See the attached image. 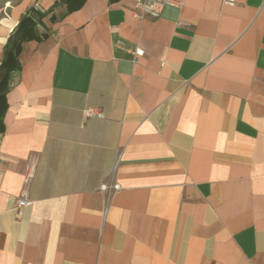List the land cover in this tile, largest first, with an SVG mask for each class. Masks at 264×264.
<instances>
[{"label":"crops","instance_id":"obj_1","mask_svg":"<svg viewBox=\"0 0 264 264\" xmlns=\"http://www.w3.org/2000/svg\"><path fill=\"white\" fill-rule=\"evenodd\" d=\"M175 1L0 0V264H264V0Z\"/></svg>","mask_w":264,"mask_h":264},{"label":"built area","instance_id":"obj_2","mask_svg":"<svg viewBox=\"0 0 264 264\" xmlns=\"http://www.w3.org/2000/svg\"><path fill=\"white\" fill-rule=\"evenodd\" d=\"M133 4V15L138 21H142L145 18L155 19L159 17V13L157 11L158 8L161 7H175L179 9L182 7V3L175 0H131ZM225 5H234L235 0H222ZM9 3L5 4L7 8ZM34 11L43 14L44 10L36 4L34 6ZM130 53L133 55V63H137L138 60L144 55V51L138 47H135ZM84 119H103L105 114L104 110L100 107H93L85 109L83 112ZM31 173L27 174L24 179V186H27ZM99 190L106 195V199H108L113 193H116L120 190V186L115 182L109 183H101L99 186ZM107 203V200H106ZM31 202L27 198L26 188L22 191L20 197L16 200L14 210L20 211L25 206L30 205Z\"/></svg>","mask_w":264,"mask_h":264},{"label":"trees","instance_id":"obj_3","mask_svg":"<svg viewBox=\"0 0 264 264\" xmlns=\"http://www.w3.org/2000/svg\"><path fill=\"white\" fill-rule=\"evenodd\" d=\"M47 13L36 14L33 10L26 13L19 21L16 29L9 37L4 50V59L1 62L0 70H3L2 78L0 79V126H1V108L2 99L6 88L9 86L10 75L12 71L17 70V50L20 44L32 37H34V30L38 24L41 23L42 18Z\"/></svg>","mask_w":264,"mask_h":264},{"label":"rangeland","instance_id":"obj_4","mask_svg":"<svg viewBox=\"0 0 264 264\" xmlns=\"http://www.w3.org/2000/svg\"><path fill=\"white\" fill-rule=\"evenodd\" d=\"M3 15L5 16V15H7V13H6V8L4 7V10H3Z\"/></svg>","mask_w":264,"mask_h":264}]
</instances>
